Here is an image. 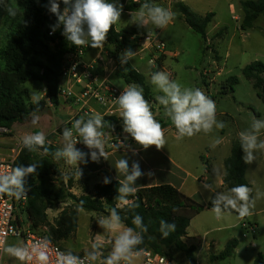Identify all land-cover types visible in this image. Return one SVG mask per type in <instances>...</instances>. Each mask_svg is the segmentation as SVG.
<instances>
[{
	"label": "trees",
	"instance_id": "obj_1",
	"mask_svg": "<svg viewBox=\"0 0 264 264\" xmlns=\"http://www.w3.org/2000/svg\"><path fill=\"white\" fill-rule=\"evenodd\" d=\"M107 2L122 3L124 5L122 14L136 11L145 2L154 4V0H107ZM8 7L16 9L15 17L9 16ZM60 8L61 11L64 8L62 0ZM241 8L242 30L253 28L257 19L262 15L264 17V0L242 1ZM173 10L183 15L187 25L207 42V30L213 21V13L199 15L187 4L177 1L173 4ZM56 23L57 17L49 11V0H0V127L11 130L16 123H25L31 118L29 113L37 105L32 103L31 90L25 87L28 82H39L46 88L53 105H58L62 68L66 56L74 51L76 46L62 34V25L55 32L52 31V26ZM225 32L226 28L217 32L214 39ZM134 35L135 33L128 31H118L115 24L108 34L106 46L118 64L116 75L127 85L136 83L142 86L144 96L148 100L152 97L145 75L130 62L122 66L119 60L125 49L133 51L138 47L140 34L131 39ZM243 73L248 79L254 80V87L261 89L264 94V64L253 62L243 69ZM38 107L40 109L38 114L51 109L46 100H39ZM104 119L112 126H123L121 117L105 116ZM57 131L62 134L61 129ZM45 147L48 148L47 153L43 150L30 152L23 147L14 164V167L40 164L36 175L26 178L30 190L27 193L26 205L22 208L33 230L60 244L78 229L79 211L76 206L80 201L84 202V210L105 216L115 207L125 226L135 228L132 224L133 216L136 214L142 216L148 230L143 234L144 242L138 246L139 249L151 250L174 261L175 255L181 253L188 264H197V248L194 245H187L183 238L187 235L192 219L199 215L205 206L170 184L137 189L134 195L126 198L128 203L116 199L119 195V181H110L107 184L102 182L95 186L94 194L78 196L70 191L74 177L69 176L67 183L61 181L59 190L51 189L46 182L47 178L56 172L53 154L57 147L47 140ZM224 166L223 181L228 189L240 184L251 187L245 177L246 164L239 139L233 141L230 156L225 160ZM214 196L207 204L209 209L213 207ZM59 204L68 205L54 222H50L47 210L56 208ZM133 204L139 207H132ZM174 209L177 211L174 212ZM162 219L176 224V231L167 238H163L159 232ZM42 227H47L48 231H42ZM236 248L237 241L230 240L220 254H211L210 260L214 262L231 258ZM254 264H264L262 253L257 255Z\"/></svg>",
	"mask_w": 264,
	"mask_h": 264
},
{
	"label": "clouds",
	"instance_id": "obj_2",
	"mask_svg": "<svg viewBox=\"0 0 264 264\" xmlns=\"http://www.w3.org/2000/svg\"><path fill=\"white\" fill-rule=\"evenodd\" d=\"M61 0H49V11L57 17V23L52 26L55 32L61 25L63 35L73 45L77 47H91L102 49L107 42V37L113 25L121 20L124 5L122 3H109L107 0H62L63 10L60 8ZM9 16L15 17L17 11L13 7H8ZM132 24L139 28L146 29L148 25L155 28H166L175 18V13L163 6L145 2L139 6L135 12L129 13ZM149 31L147 35H151ZM136 55L131 49H125L119 56L121 65L127 64ZM151 83L155 90L162 93L156 96V101L163 106V115L170 119L177 131V139L185 137L191 138L198 133L209 134L214 129H223L225 123L217 120L216 103L200 88L184 87L179 82L172 80L169 73L157 71L151 74ZM32 103L37 107L29 113L31 124L36 126L40 122L39 95L32 96ZM119 115L123 120V132L128 134L143 149L155 146L157 150L166 145L165 130L162 124L156 119L152 111V106L144 96L142 86L132 83L127 85L117 97ZM112 125L105 121L100 113L93 114L90 118L81 117L76 119L71 127H65L62 131L64 141L63 147L53 154L54 159H63L69 166H76V175L80 178L82 170L80 163L87 164L90 158L92 162L99 163L101 158L108 160L105 151L107 143L105 128ZM264 132V119L252 118L250 127L238 133L240 146L243 150V160L246 164H251L256 160L257 152H264V139H260ZM127 139V137H125ZM46 135L43 131L35 133H25L20 137V143L30 152L43 150L45 147ZM77 143H83L90 151L84 152L76 147ZM220 144V139H214L210 147L215 148ZM120 147H127L123 142ZM40 164L32 163L27 166L18 165L10 171L0 172V197L7 195L17 201L27 199L28 191L26 178L36 175ZM115 168L123 176L119 179L118 197L119 201L128 203L127 197L134 195L137 191L136 182L145 175L142 172L139 162L133 161L129 166L127 158L116 161ZM147 175H152L151 172ZM103 183H110V179L105 177ZM205 189L215 191L214 187L205 184ZM253 188L245 184H240L230 188L227 192H218L212 198L211 211L216 219H222L225 214L235 212L243 219L251 216L255 208L256 201L264 196V192L256 190L252 195ZM83 201H80L77 211H84ZM132 207H139L137 204ZM177 211L176 209L173 210ZM98 224L106 232L115 233L111 242V250L105 256L101 250V245L92 243L90 249L86 250L83 257L74 254L72 251L58 252L55 264H134L142 253L139 245L143 244V234L147 232V226L143 222L142 216L136 214L132 218L135 228L125 226L117 208L110 209L107 216L101 215L97 218ZM176 231V224L160 221L159 232L163 238H167ZM49 241L44 240L33 245L6 244L0 240V252L14 257L21 264H49Z\"/></svg>",
	"mask_w": 264,
	"mask_h": 264
},
{
	"label": "rangeland",
	"instance_id": "obj_3",
	"mask_svg": "<svg viewBox=\"0 0 264 264\" xmlns=\"http://www.w3.org/2000/svg\"><path fill=\"white\" fill-rule=\"evenodd\" d=\"M189 1L195 12L204 14L205 12L209 13L212 11L215 14L207 30L209 33L207 42L203 40L200 34L196 33L187 23L180 19L178 12L173 11L175 13L174 25L169 24L165 28V31L159 35L166 43L167 50L178 52V55L175 57L168 55L165 67L173 72L174 78L172 80L179 82L184 87L200 88L206 95H211V98L215 100L217 120L224 122L225 127L219 130L214 129V138L217 139L218 134L223 130L226 138L238 139V132L249 128L253 117L264 119L263 91L255 88L253 84L254 80L248 79L243 73V69L253 62L258 61L264 64V17L263 15L260 16L253 28L242 30L243 15L240 21H237L235 15L231 14L229 10V4L233 3V5H236L237 0ZM130 19V17L122 14L121 20L116 23L118 28L122 31H130L129 29L132 26ZM225 28V34L214 39L215 34ZM90 49L91 47L89 46L87 50ZM133 51L138 52L140 50L137 47ZM130 62L147 75V83L152 94L155 97L162 95V93L155 90V86L151 83V77L147 74L150 72L149 53L141 52L139 55H135ZM65 81V79H62L64 88L66 85ZM114 81L119 87L126 85L122 79L117 77H115ZM40 85L39 82H28L25 84V87L30 89L33 95L36 93V95H41L43 93L41 89L36 90ZM60 99L61 104H63V97ZM63 106L60 109V114L56 113L57 108L54 106L51 107V110L53 109L55 112L53 115L48 114V111L39 114L41 119L36 126L31 124L30 118L28 122L33 132L43 131L46 135V140H51L59 135L58 129L63 131L65 127H68L67 123L62 122V119L70 113V109L67 111ZM153 106L155 108L152 107L154 110L152 111L160 122L161 113L159 106L155 104ZM65 107L71 108V110L78 109V106L73 104ZM222 112L226 113V115L221 114ZM165 120L168 127L165 128L166 145L163 149L169 148L174 150V154L176 155H178L177 151L181 150L180 148L182 147H188L192 151V148L195 150L196 147L207 145L209 143L208 138L213 135V133L205 134L201 132L195 137L176 139L175 134L177 131L172 129L174 128L172 127L173 124L167 117H165ZM60 122L62 124L58 125ZM186 158L189 165L194 164L195 159L190 153L186 154ZM54 163L56 172L49 179L47 178L46 183L49 188L59 190L61 181L64 180L67 183L69 176L75 177V172L67 169L62 159H55ZM73 187H76L75 181L73 182ZM71 192L76 195L81 194L80 188H75ZM60 205L61 208L66 207L64 204H59L58 207ZM16 213L22 222L27 223V216L21 208H18ZM101 215L104 214L86 210L82 211L79 216L77 231L59 245L66 251H72L76 255H84L85 251L90 249L92 243H98L101 245V250L106 256L111 250V242L114 240V237L111 236L110 232L104 231L99 226L97 218ZM230 216L234 220L236 219L235 215L230 214ZM48 219L50 222H54L56 218L50 214L48 215ZM196 220L194 223L198 222L199 228L202 230L200 234L196 233V236L192 240L197 247L196 257L198 264H254L257 255L264 248L263 245L258 246L257 240L253 239V235L248 234L246 238L241 236V249L238 254H234L231 258L225 260L212 262L210 255L221 253V250L210 252L206 249L207 243L215 237L214 234L205 233L207 228L213 224L212 215L204 213L202 217ZM42 231L47 232L48 228L42 227ZM242 232L244 231H239L240 234ZM218 235H221V233ZM6 244H23V240L20 237H12L9 238ZM137 261L136 259L134 262ZM175 261L178 264H188L181 253L175 255ZM3 262L4 264H21L19 260L6 254L3 255Z\"/></svg>",
	"mask_w": 264,
	"mask_h": 264
},
{
	"label": "crops",
	"instance_id": "obj_4",
	"mask_svg": "<svg viewBox=\"0 0 264 264\" xmlns=\"http://www.w3.org/2000/svg\"><path fill=\"white\" fill-rule=\"evenodd\" d=\"M176 1L183 2L185 4L187 3L188 6L191 7L193 10V7L189 0H154V4L163 6L165 8L170 9L171 11H174L173 4ZM242 1H245V0H237L236 5H233V3L229 4L230 13L235 15V19L237 21H240L241 16L243 15V11L241 8ZM237 11H239V13H237ZM129 13L130 12L124 13L123 15L130 17ZM209 13H212V11H210ZM197 14L204 16L208 13L205 12L204 14L202 13H197ZM178 15L180 19L183 22H185L183 15H181L180 13H178ZM131 25L132 26L129 29L130 31L128 32L135 33V35L140 33V36L147 34V32L149 31L156 32L158 30V28H155L153 25H148L146 29L139 28L137 25L132 24V21H131ZM170 25H174V22L172 21ZM116 28L118 31H122L118 28L117 24H116ZM164 31H165V28L160 29L159 34H161ZM208 36H209V33L207 31V38ZM85 51L86 53L84 55V59L86 61H91L96 57L98 49L91 48L90 50L86 49ZM140 53L141 51H138L136 52V55H139ZM168 55L171 57H175L176 55H178V52L177 53L172 52L171 50H167L166 48V51L161 56V59L159 61L160 68L155 70L149 65L150 72L147 73L148 76L151 77V74L154 71L155 72L157 71L167 72L168 69H166L165 67V62H166V58L168 57ZM109 66L107 67V70L105 72L103 71V69L99 70L101 76L104 77L107 74L108 82L114 85L115 87H117L118 89L123 90L127 86V84L125 83L126 85H124V87L117 86L114 81L115 77L119 78L116 75L117 68L116 70H112ZM134 67L138 71L143 73L139 68H137L136 66ZM145 77H146V82H147V75H145ZM65 84H68V81H65ZM44 88L45 87L40 85L37 87L36 90L41 89V91L43 92ZM207 96L211 98V95H207ZM39 97H40V94H39ZM151 97L156 102V104L159 106V111L161 113L160 123L162 124V127L165 130V128L168 127V124L165 120V116L163 115L164 108L163 106L159 105L158 101H156L155 99L156 98L155 95L152 94V92H151ZM62 102L63 104H61V99H60L58 105L56 106L53 105V106L57 108V112H56L57 114H60V109L62 108V105H64L63 108L66 109L67 111H69L70 109L69 111L70 113L68 114V116L63 117L62 119V122H65L66 124L70 120V118L76 113L77 110H73V109L71 110V108L65 107L73 103H70V102L68 103L64 99ZM91 108L94 110L93 114L95 113H100L101 115L103 114L102 108H100V106H98L97 104L91 103ZM119 112L120 110H119L118 104H116L115 116L120 117ZM54 113L55 112L53 109L48 110V114L53 115ZM221 114L226 115V113L224 112H222ZM62 122H60L58 125L62 124ZM172 127H174V125ZM172 129L176 131L175 127ZM221 131L222 132L218 134V138L220 139V144L216 146L215 148L210 147L211 142L214 139H216L214 138V130H213L212 132L213 135L208 138L209 143L207 145H204L202 147L201 146L196 147L195 150H193L192 148V151L189 150L188 147H182L180 148L181 150L177 151L178 155L174 154L175 151L169 148H164V149L162 148L160 150H157L155 146H151L146 150L143 148H139V149L136 148V149H131V150L110 151V152H107L108 160H104L103 158H101L99 163L92 162L91 159L89 158L87 164H84V163L79 164V168L82 170V175L79 178L75 174V177H74V181L76 185L75 188H80V192H81L80 195L94 194L95 186L102 183L105 177L109 178L110 181H119V179L122 180L123 176L117 172L115 168V163L117 160L125 157L129 160V166H131V163L133 161L139 162L142 172L145 173L144 176H142L141 178L137 180L136 182L137 189L157 186L161 184H170L178 188L185 195L194 198L199 203H201L203 206H205L204 210L199 215H197L196 217L192 219L187 229V235L183 238L184 242L187 245L189 246L194 245L196 247V244L193 243L192 240L194 236H196V233L200 234L202 230L201 228H199L200 225L198 224V222L196 223L194 222L197 221L196 219H199L200 217H202L204 213H209L212 215L213 224L211 225V227L207 228V231H205V233L214 234L215 237L212 238L209 243H207L206 245L207 251L211 252L214 250L215 252H218V250H221L220 252H222L225 249L226 244L230 240L235 239L237 241V248L235 249V254H238V252L241 249L240 247L241 246V236L245 238L248 237L247 235H245V230L243 228V222L245 221L251 224H254L257 227V232L255 235H253V239L257 240L258 246L263 245L264 247V196H262L260 199L256 201V205L252 211V215L245 217L243 219L239 218L238 214L233 212L231 215L236 216L235 220L231 218L229 214H225L222 219L218 220L216 219L215 214L211 211V209L207 208V204L213 195H215L218 192H227L229 190L224 185V181H223L224 174H225L224 163H225V160L230 156L234 138L232 139L231 137L226 138L224 136L223 130ZM25 133H34L31 127L29 126V122L16 123L11 129V133L8 136H3V135L0 136V146L3 149L2 153L7 154L9 152V149L12 146H14L18 141H20V137L24 135ZM176 137H177V132L175 134V138ZM237 138L239 139L238 134H237ZM260 139H264V132H262ZM47 141L49 143H52L54 146H56L57 149L62 148L64 144L62 134H59L55 136L53 139L47 140ZM76 147L86 153L90 151L83 143H80V145H76ZM204 149L206 150L203 151ZM188 153H190L191 156H193V158L195 159L193 165H189L186 161L187 160L186 154ZM243 156H244V153H243ZM64 166L67 169L76 173V166H69L65 162H64ZM149 172H151L152 175L150 176L147 175V173ZM245 177L248 183L250 184L251 188H253V196H255L256 190L264 192V152H257L256 160L253 161L251 164H246ZM205 184H208L214 187L215 191H212L210 189H205L204 188ZM75 188L72 187L71 191L75 190ZM64 205L67 206V204H64ZM63 209L64 208H61V205L56 208H50L47 210V214L48 215L51 214L55 218H57ZM50 211L53 213H51ZM81 212L82 211H79V216ZM16 216H18L17 213H16ZM27 222L29 221L27 220ZM239 231H244V232L240 234ZM219 233H221V235H218ZM110 234L112 237L115 236V233H110ZM261 250H262L261 253L264 255V248ZM196 260H197V257H196Z\"/></svg>",
	"mask_w": 264,
	"mask_h": 264
},
{
	"label": "built area",
	"instance_id": "obj_5",
	"mask_svg": "<svg viewBox=\"0 0 264 264\" xmlns=\"http://www.w3.org/2000/svg\"><path fill=\"white\" fill-rule=\"evenodd\" d=\"M159 31L160 29L156 32H151L150 36L147 34L140 36L138 42L139 50L149 53V65L155 70L160 68L159 61L167 48L166 43L159 35ZM136 37L137 35H134L131 39ZM87 48L76 46L75 50L66 56V62L62 68L61 81L65 79L68 81V84L64 88L60 81V97L78 106L76 113L67 122L68 127H71L77 118L84 117L88 119L93 115L94 110L91 108V103H95L102 108L103 117L115 116L117 97L123 91L108 82L107 74L102 77L99 72L100 69H103L105 72L109 65L112 70H116L118 65L107 48L106 43L102 49H98L96 57L91 61L84 59ZM167 73H169L171 79L174 78L172 71L167 70ZM40 100H46L50 108L53 106L52 101L47 95L46 88H44L43 93L40 95ZM148 101L152 107H154V104L157 105L152 98H148ZM103 131L107 139L105 145L106 152L142 148L128 134L123 132V126H112L111 128H105ZM10 133V129L0 127V136H8ZM122 142L127 146L126 148L120 147ZM77 145H80V143H77ZM22 149L23 146L20 141L12 146L7 154L2 153L3 149L0 146V172L10 171L14 167L15 161ZM26 201L27 199L17 201L7 195L0 197V240L7 243L9 238L20 237L24 245H33L47 240L49 241V264H55L56 254L67 251L48 236L33 230L29 222L24 223L16 216L17 209L24 208ZM243 228L245 235H255L257 232V227L246 221L243 222ZM3 255L4 253L0 252V264H4ZM79 256L83 257L82 254H79ZM137 260L134 264H177V262L169 257L156 254L151 250H143ZM30 264H36V262L32 261Z\"/></svg>",
	"mask_w": 264,
	"mask_h": 264
}]
</instances>
